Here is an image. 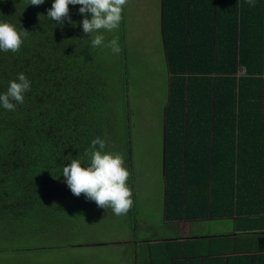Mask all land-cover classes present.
I'll list each match as a JSON object with an SVG mask.
<instances>
[{
	"label": "trees",
	"instance_id": "1",
	"mask_svg": "<svg viewBox=\"0 0 264 264\" xmlns=\"http://www.w3.org/2000/svg\"><path fill=\"white\" fill-rule=\"evenodd\" d=\"M187 1L192 10L178 20ZM52 2L44 0L36 6L30 0H0V20L29 32L19 52L0 51V93L7 91L18 73L30 81V91L15 111L0 106V264L18 263L32 238L57 235L96 205L68 188L61 175L62 167L70 163L66 158H79L86 166L84 153L96 137L106 141L105 151L117 149L112 137L117 128L111 123L108 102L114 96L111 85L116 71L127 75L126 60L115 62L109 56L113 52L104 56L107 47H92V36L80 24L84 17L79 6L69 5L75 27L68 21L50 20L47 10ZM194 5L189 0H161L168 74L162 151L166 222L226 217L241 212L240 203L243 206L249 200L255 213L264 212V157L256 152L254 168L245 173L249 179L243 182L238 171L249 159L218 151V140L223 143L227 130L233 138L237 132L263 133L264 29L257 31L253 41L250 30L245 34L239 24L244 9L236 6L228 14L234 27L229 38L227 29L221 34L218 28L220 9L212 6L208 43L195 44L193 25L188 23L199 11ZM260 16L263 21V8ZM222 35L228 37L229 52L218 56L225 46L218 43ZM240 68L244 75L237 78ZM193 134L207 136L205 148L195 154L189 153ZM254 135L247 138L260 148L261 141L254 140ZM198 143L203 142L198 139ZM194 203L202 210L191 215L189 207ZM175 246L162 251V260L204 264L214 254L202 249L189 253L185 243ZM147 257L154 264L150 250ZM136 261L144 260L137 256Z\"/></svg>",
	"mask_w": 264,
	"mask_h": 264
},
{
	"label": "rangeland",
	"instance_id": "2",
	"mask_svg": "<svg viewBox=\"0 0 264 264\" xmlns=\"http://www.w3.org/2000/svg\"><path fill=\"white\" fill-rule=\"evenodd\" d=\"M102 34L105 43L118 38L120 44L119 54L109 56L115 62L126 60L127 75L116 71L111 85L114 96L108 103L111 123L117 128L112 135L117 142L114 152L123 156V166L130 172L127 185L133 206L127 214L117 216L111 208L96 204L57 235L32 238L16 264H138L136 241L138 255L144 257L143 240L171 235L162 221L163 111L168 76L161 39V0H127L120 27ZM108 52L111 49L105 48L104 56ZM221 224L214 223L212 229H221Z\"/></svg>",
	"mask_w": 264,
	"mask_h": 264
},
{
	"label": "crops",
	"instance_id": "3",
	"mask_svg": "<svg viewBox=\"0 0 264 264\" xmlns=\"http://www.w3.org/2000/svg\"><path fill=\"white\" fill-rule=\"evenodd\" d=\"M192 1L194 5V10L197 6L199 11H194L193 20H189V25H193L192 32L195 44H205L208 43L207 38L211 35V13L212 6H218L220 9V17L218 22V28L220 27V33L222 34L223 29H227L229 38H232L233 33L231 29H234L230 25L231 14L234 7H243L245 16L240 20L239 24L243 27V32L246 34L247 30H250L251 37L255 39L257 37V31L262 28L264 29V19L260 16V9H264V0H254L255 7H250L245 0H189ZM188 7L178 14V20L181 18L182 14H186L188 17L190 11V5L188 2ZM199 12L202 13V18H200ZM205 15V16H204ZM180 16V17H179ZM206 18V19H205ZM242 21V22H241ZM262 21V23H261ZM214 23V22H213ZM215 24V23H214ZM191 28V27H190ZM252 31L255 33L253 34ZM249 34V35H250ZM228 37L226 39L225 35L218 38V43L223 44V46L217 53L218 56L228 53ZM249 37V36H248ZM201 39H205L203 43ZM248 39V38H247ZM246 41V40H245ZM256 42V39L253 40ZM250 41L249 43H253ZM198 55V54H197ZM244 75L242 68L238 70L235 77ZM168 76V74H167ZM168 78V77H167ZM254 104V103H253ZM244 109H249L245 106ZM229 131V132H228ZM236 137L233 138L230 130H227L223 134V143L218 140V151L223 155H240L242 158H248L249 160L245 163V167H241L238 171L240 180L246 182L249 177L245 175L247 171H251L254 168L252 163L253 158H257L256 152L258 151L260 157H264V130L262 134H246L241 135L238 132ZM254 135V140L259 139L261 141L260 148L259 143L253 144V139H248L247 137ZM198 139L202 140V144L198 143ZM207 136L201 135L197 136L193 134L190 137L191 147L189 153L193 154L199 153L201 149L205 148ZM162 148H163V137H162ZM204 151V149H202ZM233 153V154H231ZM226 180V179H225ZM222 184V183H221ZM249 203L251 201L249 200ZM244 203L243 206L240 203L238 209L241 212L232 214L226 217H205L201 219H181L173 222L164 221L162 214L163 224L166 225L167 229L171 231L169 237H161L155 239L143 240V244L146 247L145 256H139L137 251V242L134 243V255L139 256L144 261L141 264L148 263V252H152L155 256L154 264H195L193 261H166L162 260V251L164 249H176V244L185 243V250L189 253H196L202 249L204 252L210 250L213 252V257L205 261L204 264H264V212L255 213L254 204ZM262 207V206H261ZM189 213L195 215L197 212L201 211L202 208L199 203H194L190 207ZM201 208V209H200ZM249 209H251L249 211ZM164 210V203H163ZM221 222V229H212L214 223Z\"/></svg>",
	"mask_w": 264,
	"mask_h": 264
},
{
	"label": "clouds",
	"instance_id": "4",
	"mask_svg": "<svg viewBox=\"0 0 264 264\" xmlns=\"http://www.w3.org/2000/svg\"><path fill=\"white\" fill-rule=\"evenodd\" d=\"M127 0H53L47 10V17L62 24L68 21L73 27L69 15V5H80L79 14L84 17L80 24L88 36H92V47H107L114 54L121 48L118 38L105 43L103 32H112L120 27L123 6ZM250 7H255L254 0H245ZM44 0H30V5H41ZM90 14V19L88 18ZM29 32L20 27L0 20V51L19 52ZM95 34V35H93ZM30 91V81L24 73H18L15 80H10L7 91L0 93V106L5 110L15 111L18 104L24 103L25 93ZM98 146V147H97ZM106 141L96 137L85 151L87 165L79 158L70 160L62 167V176L73 195L84 194L86 199L94 201L98 207L111 208L113 214L125 215L133 206L132 192L127 185L129 170L124 167V158L120 153L105 151ZM55 179V178H54ZM55 205V204H53Z\"/></svg>",
	"mask_w": 264,
	"mask_h": 264
}]
</instances>
